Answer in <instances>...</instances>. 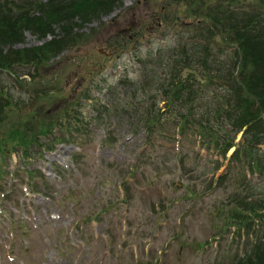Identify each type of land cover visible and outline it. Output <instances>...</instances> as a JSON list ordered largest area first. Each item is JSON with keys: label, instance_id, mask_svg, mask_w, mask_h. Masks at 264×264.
Here are the masks:
<instances>
[{"label": "rangeland", "instance_id": "1", "mask_svg": "<svg viewBox=\"0 0 264 264\" xmlns=\"http://www.w3.org/2000/svg\"><path fill=\"white\" fill-rule=\"evenodd\" d=\"M71 5L53 54L27 50L62 36L55 22L0 44V264H234L264 235L263 204L259 218L241 204L264 198V143L231 156L244 136L217 110L238 69L223 35L264 25V0Z\"/></svg>", "mask_w": 264, "mask_h": 264}, {"label": "trees", "instance_id": "2", "mask_svg": "<svg viewBox=\"0 0 264 264\" xmlns=\"http://www.w3.org/2000/svg\"><path fill=\"white\" fill-rule=\"evenodd\" d=\"M76 1L78 0H47L46 2H30V0H25V4H19L9 0H2V2H0V10L3 13L0 15V24L3 31H0V44H11L20 40L22 29L24 28H33L37 25L39 27H45L42 28L45 30H40L41 32H44L55 22L60 23L61 26L64 25L62 36H59L57 39L49 40V42L46 43V46H35L27 50L31 59L34 60H40L44 55L46 57L49 54H53L54 52L52 51L55 50L53 49V45H56L54 42L55 40L58 42L55 47L60 50L62 46L60 47L59 44H62V37H66L67 40L74 37V34L70 32L72 26L69 20L74 18L76 14H74V11L70 13L72 5L69 8L68 4L71 2L74 4ZM33 3L37 4V6L35 7ZM30 5H32L34 9L30 8ZM79 6L80 4L76 6V9L80 12L81 7ZM66 9H70V11L68 13L63 12V10L66 11ZM35 10L40 11V13L35 15ZM257 20V15L251 16V19L247 21L241 20L243 21L241 22V26L232 25L230 30H224L223 35V39H228L234 42V51L237 55L235 63L237 61L238 69L236 73L233 71L231 79L224 80V86L229 91V94L227 98L220 95L219 98L221 101H225L223 104L224 109H221V105L219 104L217 110L218 112L222 110L225 112L224 115L227 119L226 122L230 127L231 134L235 135L239 130L243 129L244 136L243 143L240 145L241 147L239 146L235 148L232 152L231 156L233 158L237 157L239 152L243 149L248 156H251L249 154L252 153V149H255V144L261 142L264 143V25L262 24V20ZM259 28L260 30H257ZM231 29L235 33L233 36H231ZM247 33H249V35L246 36L245 34ZM63 46H65V44H63ZM257 49H259V51H256ZM16 52V50H10L6 55L15 60L12 54L14 55ZM2 58L3 57L0 56V65L7 64V60ZM27 59H29V57ZM13 60H11L9 64L18 62V60ZM175 96L178 97V95ZM2 106H4V104L0 103V116H2L4 110ZM150 118L153 119L151 120ZM156 118L151 115L146 116V119H142L144 122L148 123V128L150 129L152 125L158 122L159 119ZM198 126L199 128H203V124L200 121L198 122ZM46 132L51 133L52 131ZM47 133L40 132V136L37 134L36 136L30 137L29 139L25 138L21 141L23 154L27 155V148L30 147V142L32 145H37V142H41V138L46 136ZM37 136L40 138V141L36 140ZM230 138L231 140L226 138L222 144L216 146L222 155H225L227 150L234 146L232 137ZM1 140L2 138H0V147H2ZM3 150L0 149L1 158H4L6 155L5 149ZM9 151L10 150H8V153ZM255 165L256 164L252 163L251 166L253 167ZM223 176L224 175L222 174V177ZM247 199L246 196L242 197V207L248 209V212L252 214L254 218L262 216L261 214L256 213L255 204H257L259 200L261 204L258 207H261L263 204L262 208H264V198L254 200ZM240 212L241 210L239 212L236 211V215L240 216ZM249 220L250 219L247 220V217L245 216L244 225L239 219L237 223L238 227L242 225V227H247L250 224ZM234 264H264V235L257 237V240L250 251L244 256L238 258Z\"/></svg>", "mask_w": 264, "mask_h": 264}]
</instances>
